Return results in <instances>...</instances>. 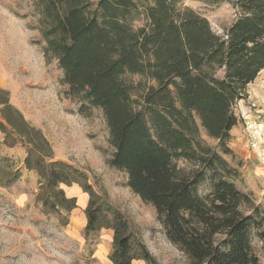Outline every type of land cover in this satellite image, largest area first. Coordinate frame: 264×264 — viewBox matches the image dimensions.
<instances>
[{"label": "trees", "instance_id": "obj_1", "mask_svg": "<svg viewBox=\"0 0 264 264\" xmlns=\"http://www.w3.org/2000/svg\"><path fill=\"white\" fill-rule=\"evenodd\" d=\"M33 1L45 52L62 71L64 93L80 99V110H102L112 147L107 163L154 207L165 236L188 264H260L254 242L264 244V208L236 186L238 171L226 156L236 155L229 146L239 122L233 107L264 68V0H231L238 16L222 35L194 12L176 14L172 0H153L146 7L149 32L130 24L135 0ZM128 74L155 82L146 86L140 103L132 100ZM200 128L215 146L200 138ZM0 132L3 145L25 147L22 167L38 175L35 200L43 213L58 215L66 226L77 199L62 186L76 184L88 194L85 241L96 245L100 231L111 229L112 264H159L84 171L53 159L41 129L24 118L1 86ZM20 175V168L0 155V186ZM204 185L209 190L201 194Z\"/></svg>", "mask_w": 264, "mask_h": 264}, {"label": "rangeland", "instance_id": "obj_2", "mask_svg": "<svg viewBox=\"0 0 264 264\" xmlns=\"http://www.w3.org/2000/svg\"><path fill=\"white\" fill-rule=\"evenodd\" d=\"M138 5L130 24L149 32L152 27L146 7L153 0H135ZM176 14L194 12L206 18L211 28L222 35L237 18L231 0H172ZM33 0H0V86L24 118L41 129L53 149V159L84 171L95 192L102 194L127 218L129 226L146 245L159 264H188L187 256L172 244L159 223L154 207L134 194L126 177L107 161L112 153L109 129L102 110H80V99L67 96L61 84L62 71L57 60L45 52L46 42L39 24L40 15ZM220 74V71H216ZM132 100L140 103L147 85L154 81L141 74H128ZM247 96L233 109L239 122L229 146L235 157L226 156L236 167V186L251 193L264 208V68L247 86ZM200 138L215 146L216 140L200 128ZM0 132V155L9 157L21 175L8 186H0V264H112L109 261L112 234L101 230L99 241H85L82 232L88 194L81 187L62 186L75 196L77 207L69 214L66 226L56 214H45L35 200L38 175L23 169L26 149L22 144L5 146ZM237 149H242L240 152ZM187 167L186 162L178 163ZM209 190L204 185L203 194ZM254 245L264 264V244ZM94 248L92 256L90 249ZM135 264H145L138 260Z\"/></svg>", "mask_w": 264, "mask_h": 264}, {"label": "crops", "instance_id": "obj_3", "mask_svg": "<svg viewBox=\"0 0 264 264\" xmlns=\"http://www.w3.org/2000/svg\"><path fill=\"white\" fill-rule=\"evenodd\" d=\"M243 100V99H242ZM236 129H237V126L233 127L232 130H231V135H234L236 132ZM236 150H239L240 152H242V149H237L235 148ZM86 222V221H85ZM103 230H110V229H103ZM112 232V230H110Z\"/></svg>", "mask_w": 264, "mask_h": 264}]
</instances>
